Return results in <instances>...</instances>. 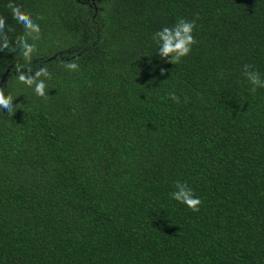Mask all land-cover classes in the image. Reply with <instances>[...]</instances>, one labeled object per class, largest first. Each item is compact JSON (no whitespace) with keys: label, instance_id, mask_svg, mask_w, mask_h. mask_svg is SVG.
Masks as SVG:
<instances>
[{"label":"trees","instance_id":"obj_1","mask_svg":"<svg viewBox=\"0 0 264 264\" xmlns=\"http://www.w3.org/2000/svg\"><path fill=\"white\" fill-rule=\"evenodd\" d=\"M14 2L51 78L45 97L15 79L24 32L0 0L18 96L0 114V264H264V88L242 74L264 78V0ZM180 18L196 43L160 60L153 33ZM178 180L199 211L170 199Z\"/></svg>","mask_w":264,"mask_h":264},{"label":"clouds","instance_id":"obj_2","mask_svg":"<svg viewBox=\"0 0 264 264\" xmlns=\"http://www.w3.org/2000/svg\"><path fill=\"white\" fill-rule=\"evenodd\" d=\"M9 8L13 20L24 32V38L17 39L13 48L14 56H18L24 61L23 64L16 65L15 79L31 88L35 96L45 97L49 90L46 81L51 78V74L45 67H40L34 72L30 67L37 49L36 45L29 41L39 40L40 25L31 16L26 15L14 0H10ZM195 26L194 20L180 18L174 26H165L153 33L152 39L158 45L155 52L159 59L165 60L167 58L171 63H179L183 57L189 55L193 44L196 43L193 35ZM6 27L4 18L0 17V50L2 51L10 48V41L5 31ZM8 31H12L11 27H8ZM26 65L29 67L25 68ZM64 67L69 71L79 70V65L75 62H66ZM242 74L251 85V93H255L258 88H264V78L251 65H243ZM6 95L5 90L0 87V114H12L17 109V104L15 107L13 106V100L18 96L7 95L5 98ZM167 95L173 102H179V97L174 91ZM174 187L175 190L169 193L171 200L185 205L194 212L199 211L202 201L187 183L178 180Z\"/></svg>","mask_w":264,"mask_h":264},{"label":"water","instance_id":"obj_3","mask_svg":"<svg viewBox=\"0 0 264 264\" xmlns=\"http://www.w3.org/2000/svg\"><path fill=\"white\" fill-rule=\"evenodd\" d=\"M6 74H7V72H6ZM6 74H5V76H6ZM5 76L3 77L2 82L4 81ZM2 82L0 83V87H1V85H2Z\"/></svg>","mask_w":264,"mask_h":264}]
</instances>
